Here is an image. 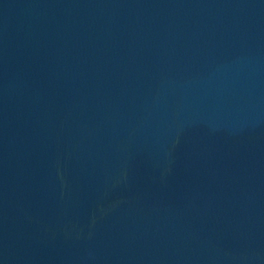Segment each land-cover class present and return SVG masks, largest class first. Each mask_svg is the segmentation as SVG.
<instances>
[{"label": "water", "instance_id": "95a60500", "mask_svg": "<svg viewBox=\"0 0 264 264\" xmlns=\"http://www.w3.org/2000/svg\"><path fill=\"white\" fill-rule=\"evenodd\" d=\"M0 264H264V0H0Z\"/></svg>", "mask_w": 264, "mask_h": 264}]
</instances>
